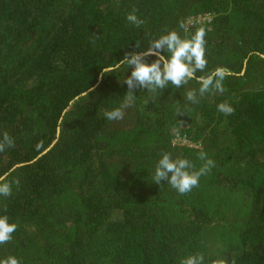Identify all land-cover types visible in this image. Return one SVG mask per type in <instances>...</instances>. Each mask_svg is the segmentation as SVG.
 <instances>
[{
  "label": "trees",
  "instance_id": "obj_1",
  "mask_svg": "<svg viewBox=\"0 0 264 264\" xmlns=\"http://www.w3.org/2000/svg\"><path fill=\"white\" fill-rule=\"evenodd\" d=\"M133 8L140 26L126 20ZM201 27L208 64L197 75L229 69L224 93L192 104L195 80L137 90L123 119H106L132 69L101 80L102 68L168 31L190 38ZM225 101L233 114L218 112ZM4 132L15 143L0 153L12 188L0 215L18 227L0 259L180 264L201 253L204 264H264V0H0ZM163 152L195 170L205 152L215 166L180 195L152 181Z\"/></svg>",
  "mask_w": 264,
  "mask_h": 264
},
{
  "label": "clouds",
  "instance_id": "obj_2",
  "mask_svg": "<svg viewBox=\"0 0 264 264\" xmlns=\"http://www.w3.org/2000/svg\"><path fill=\"white\" fill-rule=\"evenodd\" d=\"M136 9L127 14L126 20L136 26L144 22L137 17ZM181 29L185 27L183 21L179 23ZM206 30L201 27L195 31L190 38H182L176 30L168 31L167 34L150 41L148 47L144 50L125 52L119 62H114L102 68L99 78L102 80L106 75L118 72L122 67L131 68V73L124 78L123 84L127 85V91L123 96L119 107L105 112V117L109 121L121 120L124 117L125 109L133 106L137 96V90L146 89L147 92H162L171 85L173 88H181L190 81L195 80L200 87L190 89L185 94V99L192 103H199V98L206 93H224V80L231 75L229 69L218 66L215 69L203 75H197V72L203 73L207 67L208 61L206 54ZM94 42V41H93ZM136 49H141L139 42L135 44ZM149 57H155L152 62ZM94 89H89L93 91ZM217 110L224 115H231L234 108L227 102L217 105ZM14 139L8 132H4L0 137V153L7 148L14 147ZM175 143V141H174ZM198 159L203 161L201 167L195 170L193 163L187 158H173L169 152L161 153L158 160L152 181L161 184L167 182L180 195L187 194L193 188L199 186L201 176L206 175L215 162L208 158L205 152H200ZM10 172L0 175V195H11V182L8 180ZM16 183H19L17 180ZM6 210V209H5ZM18 225L9 223L8 215H0V244H5L13 239L12 234L16 231ZM0 264H22V261L15 256H7L0 259ZM180 264H204V256L201 253H193L180 261ZM212 264H230L227 259L217 258ZM235 264V261H231Z\"/></svg>",
  "mask_w": 264,
  "mask_h": 264
},
{
  "label": "built area",
  "instance_id": "obj_3",
  "mask_svg": "<svg viewBox=\"0 0 264 264\" xmlns=\"http://www.w3.org/2000/svg\"><path fill=\"white\" fill-rule=\"evenodd\" d=\"M175 140H176L177 142L181 141V144H187V143H188V140H187L186 138H183V140H182V139L176 137Z\"/></svg>",
  "mask_w": 264,
  "mask_h": 264
},
{
  "label": "rangeland",
  "instance_id": "obj_4",
  "mask_svg": "<svg viewBox=\"0 0 264 264\" xmlns=\"http://www.w3.org/2000/svg\"><path fill=\"white\" fill-rule=\"evenodd\" d=\"M208 18H204V19H202V21H204V20H207ZM202 21H200V22H202ZM179 137V136H178ZM181 139L183 140V138L181 137ZM179 142H181V141H179ZM188 144V143H187Z\"/></svg>",
  "mask_w": 264,
  "mask_h": 264
}]
</instances>
